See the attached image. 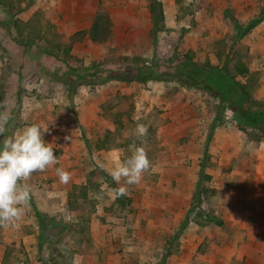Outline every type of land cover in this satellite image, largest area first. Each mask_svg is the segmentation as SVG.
I'll return each instance as SVG.
<instances>
[{
    "label": "rangeland",
    "instance_id": "1",
    "mask_svg": "<svg viewBox=\"0 0 264 264\" xmlns=\"http://www.w3.org/2000/svg\"><path fill=\"white\" fill-rule=\"evenodd\" d=\"M98 14L112 35H84L67 65L45 44L88 32ZM20 32H32L29 49ZM186 56L224 69L264 105V0H0V111L11 114L0 142L42 123L58 159L23 181L30 206L0 225V264H264V131L169 69ZM133 64L162 80L132 78ZM69 67L111 79L74 83ZM133 144L151 167L138 184H117L109 172Z\"/></svg>",
    "mask_w": 264,
    "mask_h": 264
},
{
    "label": "clouds",
    "instance_id": "2",
    "mask_svg": "<svg viewBox=\"0 0 264 264\" xmlns=\"http://www.w3.org/2000/svg\"><path fill=\"white\" fill-rule=\"evenodd\" d=\"M11 120L9 111H0V137L7 131ZM50 128L44 124H31L11 137L0 142V225L16 224L30 206V189L23 183L34 172L45 171L58 164L52 143L44 140ZM146 128L139 126V136L146 134ZM143 144V142H142ZM129 146L130 155L117 162L109 172L117 184H138L143 174L151 167V161L144 146ZM56 173L61 182L70 179V173L57 167ZM117 196H124L127 189L117 188Z\"/></svg>",
    "mask_w": 264,
    "mask_h": 264
},
{
    "label": "trees",
    "instance_id": "3",
    "mask_svg": "<svg viewBox=\"0 0 264 264\" xmlns=\"http://www.w3.org/2000/svg\"><path fill=\"white\" fill-rule=\"evenodd\" d=\"M151 10L154 12L153 19L156 25L157 21L163 19L162 12L158 13L154 4H152ZM29 24H27L28 26ZM154 25V26H155ZM18 31V26L15 27ZM23 33V32H22ZM20 32L18 36V44L25 46L26 49H29V43L26 42L30 40L31 33L29 32L26 38H23V34ZM84 35H87L88 38L93 43H104L112 35V22L106 15L98 14L94 17V20L90 26L88 32L81 31L76 33L74 36L69 39L62 41H54L48 38L45 39L44 36H41L40 31H37V39L44 40L47 47L54 51L52 52L55 57H59L67 65V63L73 58L71 55V46L75 42H82ZM42 37V38H41ZM69 41V42H68ZM68 43V44H67ZM186 60H183L178 65H170L169 69L174 70V73L177 76L183 77L187 82L192 85L199 84L204 90L208 91L212 95L219 98L222 103H228L229 107L236 108L237 114L240 117L241 122L246 128H254L260 131H264V105L255 103V105L250 104L251 92L247 84H241L234 82V79L228 75V73L222 69L217 68L211 65L206 64H195L192 62L191 57L186 56ZM169 65V64H168ZM132 78L136 80L146 82L148 80H162V75L156 71L154 66H140L132 65ZM140 66V67H138ZM142 67V68H141ZM236 72L241 76H246L249 74L248 69L245 64L239 60H236L234 64ZM101 69V68H100ZM98 67L93 69L85 68L84 71L80 72L73 68H68L67 74L72 75L75 73L76 81L91 84H102L110 80V76L104 78L99 77V72L101 71ZM71 84V96L74 94V83ZM95 82V83H93ZM201 193L200 181L196 187L194 201L189 210V212H194L197 207H200L199 194ZM200 215V214H199ZM208 221L215 222L220 226V221H217L215 218H208ZM166 258V255L165 257Z\"/></svg>",
    "mask_w": 264,
    "mask_h": 264
},
{
    "label": "crops",
    "instance_id": "4",
    "mask_svg": "<svg viewBox=\"0 0 264 264\" xmlns=\"http://www.w3.org/2000/svg\"><path fill=\"white\" fill-rule=\"evenodd\" d=\"M75 5H76V3H75Z\"/></svg>",
    "mask_w": 264,
    "mask_h": 264
}]
</instances>
